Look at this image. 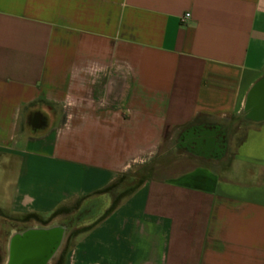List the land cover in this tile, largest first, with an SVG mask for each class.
<instances>
[{
	"label": "crops",
	"instance_id": "1",
	"mask_svg": "<svg viewBox=\"0 0 264 264\" xmlns=\"http://www.w3.org/2000/svg\"><path fill=\"white\" fill-rule=\"evenodd\" d=\"M263 78L264 0H0L1 264L16 220L74 200L95 219L63 264H264V119L226 141L179 134L243 117ZM168 133L174 149L221 148L198 161L228 150V166L153 177L103 216L112 196L97 192Z\"/></svg>",
	"mask_w": 264,
	"mask_h": 264
},
{
	"label": "water",
	"instance_id": "2",
	"mask_svg": "<svg viewBox=\"0 0 264 264\" xmlns=\"http://www.w3.org/2000/svg\"><path fill=\"white\" fill-rule=\"evenodd\" d=\"M247 115L251 119H264V78L250 91ZM40 127V116L31 120ZM66 227L59 224L28 226L11 233L7 243V257L3 264H49L59 251Z\"/></svg>",
	"mask_w": 264,
	"mask_h": 264
},
{
	"label": "rangeland",
	"instance_id": "3",
	"mask_svg": "<svg viewBox=\"0 0 264 264\" xmlns=\"http://www.w3.org/2000/svg\"><path fill=\"white\" fill-rule=\"evenodd\" d=\"M49 108L55 113L58 112L57 108L54 109H52V107ZM172 146H173L172 134L168 133L167 140L161 152L169 153V157H167V160L169 161L166 160L158 165L156 171L154 172V177H169L174 173L186 169L187 167L195 163L196 161L195 159L189 158L188 156H184L181 153H178L177 151H175V149ZM177 154H180V156L177 157ZM136 169L137 167L118 175L117 178L113 181L112 188L109 191L110 195L112 196V200L114 199L115 196L123 193L125 189H127L128 187L134 184V182L136 181V178L134 177V171ZM103 193L105 192L99 193V196L96 197L97 199H99V202L104 201L103 200L104 196H107L104 195ZM80 201L81 200H77V201L74 200L65 204L63 208L60 209L57 213H53V214L51 213L44 216L24 215L21 216L15 222L17 226L21 228L28 225L44 226L50 224H59L67 228L63 243L59 251L50 261L49 264H53L54 261L57 260L62 250L63 244L68 242L69 238H71L70 236H72L78 230L84 228L86 225H88L90 222L94 221L95 219V216H90V217L87 216L90 211L86 213L85 211L84 212L81 211ZM92 202L95 203V199H93Z\"/></svg>",
	"mask_w": 264,
	"mask_h": 264
},
{
	"label": "trees",
	"instance_id": "4",
	"mask_svg": "<svg viewBox=\"0 0 264 264\" xmlns=\"http://www.w3.org/2000/svg\"><path fill=\"white\" fill-rule=\"evenodd\" d=\"M252 121L253 120L246 114L243 117L231 116L227 123L217 124V123L209 122V120L205 116L199 115L195 119L190 121L189 123L180 126L179 134L182 135L186 133L188 130L195 129V128L216 126L220 131H222V133L225 134V141H226L228 136L233 134L236 130H238L240 126L244 125L245 123L252 122ZM175 151H177L178 153H181L184 156H188L189 158L197 160L196 163L200 165L210 167L217 171H220L221 169H225L228 166L229 161H230V153L228 150H225V152L219 158H215L214 160L200 159V161H198L199 158H196L194 156L193 151L187 148H181L179 146L175 148ZM179 156L180 154H177V157ZM167 157H169V153L164 152V153L157 155L149 162L138 166L137 169L134 171V177L136 178V181L134 182V184L128 187L127 189H125L123 193L114 197V199L111 202V205L105 211L103 216H106L110 211H112L125 196L135 191L143 182H145L146 180L152 179L154 177V172L156 171L158 165L161 162L166 161ZM112 184L113 183L109 184L108 186L101 189L97 193L109 192L112 188ZM62 208L63 206L58 207L55 211L52 212V214L57 213ZM27 215L28 216H39L36 214H27ZM0 216H5V213L2 210H0ZM43 224H46V223H43ZM89 228H91V226H85L81 230H78L77 232H75L73 235L78 234L82 231L88 230ZM63 261H64L63 252L61 251L57 260H55L53 264H63ZM0 264H1V258H0Z\"/></svg>",
	"mask_w": 264,
	"mask_h": 264
},
{
	"label": "flooded vegetation",
	"instance_id": "5",
	"mask_svg": "<svg viewBox=\"0 0 264 264\" xmlns=\"http://www.w3.org/2000/svg\"><path fill=\"white\" fill-rule=\"evenodd\" d=\"M187 149L193 151L194 153L203 154V155H212L217 156L219 155L220 147H218L215 143L206 140V141H196L195 145L193 147H187ZM28 227V226H24ZM23 227V228H24ZM22 229V228H21Z\"/></svg>",
	"mask_w": 264,
	"mask_h": 264
},
{
	"label": "built area",
	"instance_id": "6",
	"mask_svg": "<svg viewBox=\"0 0 264 264\" xmlns=\"http://www.w3.org/2000/svg\"><path fill=\"white\" fill-rule=\"evenodd\" d=\"M188 17H189V14H188V13H185V14L183 15V17H182V20L184 21V20L188 19Z\"/></svg>",
	"mask_w": 264,
	"mask_h": 264
}]
</instances>
